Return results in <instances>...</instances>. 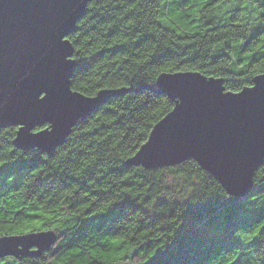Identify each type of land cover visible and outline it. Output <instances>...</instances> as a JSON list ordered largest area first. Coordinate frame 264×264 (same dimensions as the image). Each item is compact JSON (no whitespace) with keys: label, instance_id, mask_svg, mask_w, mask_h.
Listing matches in <instances>:
<instances>
[{"label":"trees","instance_id":"trees-1","mask_svg":"<svg viewBox=\"0 0 264 264\" xmlns=\"http://www.w3.org/2000/svg\"><path fill=\"white\" fill-rule=\"evenodd\" d=\"M260 5L91 0L68 36L71 88L88 97L118 93L52 155L19 149L17 127L0 129V161L8 162L0 172L3 235L29 227L55 234L39 255L0 257V264H235L239 256L241 264H264V248L253 242L264 230V162L243 197L227 194L194 159L127 164L174 108L157 91L159 75L199 72L239 92L264 72Z\"/></svg>","mask_w":264,"mask_h":264},{"label":"water","instance_id":"water-1","mask_svg":"<svg viewBox=\"0 0 264 264\" xmlns=\"http://www.w3.org/2000/svg\"><path fill=\"white\" fill-rule=\"evenodd\" d=\"M90 1L0 0V129L17 127L19 149L52 155L80 120L118 93L88 97L71 88L76 61H67L74 50L62 38L76 29ZM156 87L174 108L127 164L158 168L194 159L230 196L248 194L252 173L264 162V72L240 98L225 97L236 92L226 91L222 78L192 71L162 73ZM4 237L0 257L39 255L55 241L51 231Z\"/></svg>","mask_w":264,"mask_h":264},{"label":"snow or ice","instance_id":"snow-or-ice-1","mask_svg":"<svg viewBox=\"0 0 264 264\" xmlns=\"http://www.w3.org/2000/svg\"><path fill=\"white\" fill-rule=\"evenodd\" d=\"M260 6L261 7H264V0H261V5ZM67 37H68V34H66V35L63 36V38H62V42L63 43L65 41H67ZM69 58H71L73 61L75 60V57L73 56V54H69L67 56V61L68 62H69ZM251 93H254V92H251ZM45 94H47V93L45 92ZM229 95H231V97H233V98H240V97H242L241 92H236V93H231V94H225V97H228ZM39 99L41 101H45L46 100V98H44L42 96V94L39 96ZM42 131H44L45 133H47V132L51 131V128L42 129ZM37 135H39V134H37ZM148 146L150 147V143L148 144ZM7 164H8V162L0 161V172L7 170V168H6V165ZM259 171H260V169H257L256 172H253L252 173V178H255L256 174ZM41 172H42V170H41ZM40 174L41 173H37L36 175L39 176ZM34 227L39 228L41 226L40 225H35ZM31 231H32V228L31 227H29L27 230H24V229L21 228V229H17V234L28 235V234L31 233ZM4 238L5 237L3 235V228L0 227V239H4ZM262 241H264V230H261V232L257 236L254 237V241L253 242H255L256 244L261 245V247L264 248V243H262ZM119 243H123V241H120ZM165 247H167V246H165ZM115 259H118V258H115ZM242 261H243V257L242 256H239V257H237V260L235 261V264H241Z\"/></svg>","mask_w":264,"mask_h":264},{"label":"rangeland","instance_id":"rangeland-1","mask_svg":"<svg viewBox=\"0 0 264 264\" xmlns=\"http://www.w3.org/2000/svg\"><path fill=\"white\" fill-rule=\"evenodd\" d=\"M116 264H128V263H124V262H122V263H116Z\"/></svg>","mask_w":264,"mask_h":264}]
</instances>
